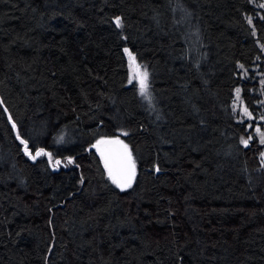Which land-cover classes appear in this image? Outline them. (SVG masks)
Here are the masks:
<instances>
[{
    "label": "trees",
    "instance_id": "1",
    "mask_svg": "<svg viewBox=\"0 0 264 264\" xmlns=\"http://www.w3.org/2000/svg\"><path fill=\"white\" fill-rule=\"evenodd\" d=\"M263 126L264 0H0V264H264Z\"/></svg>",
    "mask_w": 264,
    "mask_h": 264
},
{
    "label": "snow or ice",
    "instance_id": "2",
    "mask_svg": "<svg viewBox=\"0 0 264 264\" xmlns=\"http://www.w3.org/2000/svg\"><path fill=\"white\" fill-rule=\"evenodd\" d=\"M249 22L251 23L250 19ZM116 23L117 25L120 24L119 19H117ZM125 51L127 52L128 50L125 49ZM129 56L132 61L130 67L133 69V75L130 80H138L140 94L147 98V72L140 71L139 65L135 64V58L132 57L130 53ZM256 131L261 136V142H264V132H261L260 129H256ZM124 135H127V133H124ZM241 142L245 145H247L248 143L247 140H242ZM21 143L25 145V151L27 152V141L22 140ZM101 145L117 146L113 149H108L107 151H105L103 148L100 149L101 154L104 156L105 167L108 169V174L109 177L112 179V182L115 183L118 187H121V189L125 187H131V183L134 180L136 174V162L133 158L132 152L128 148V145L125 144L119 138H115L109 140H98L94 147L100 148ZM42 154L50 156L49 153H44L43 149H40L35 153V156H33L32 158L35 159L37 156H40ZM57 163H59V161H57Z\"/></svg>",
    "mask_w": 264,
    "mask_h": 264
},
{
    "label": "water",
    "instance_id": "3",
    "mask_svg": "<svg viewBox=\"0 0 264 264\" xmlns=\"http://www.w3.org/2000/svg\"><path fill=\"white\" fill-rule=\"evenodd\" d=\"M125 49H127L128 51L126 52ZM124 51H125V55L127 57V59L129 60L130 64L132 63L131 59H130V56H129V53L131 54L132 57L135 58V64L137 65V59L135 57V55L133 54V52L131 51V49L129 47H125ZM105 140H109V139H105ZM97 143V142H96ZM95 143V145H96ZM117 146H114V145H101L100 148H97L95 147L98 151H100L101 148H103L105 151H107L108 149H113Z\"/></svg>",
    "mask_w": 264,
    "mask_h": 264
},
{
    "label": "rangeland",
    "instance_id": "4",
    "mask_svg": "<svg viewBox=\"0 0 264 264\" xmlns=\"http://www.w3.org/2000/svg\"><path fill=\"white\" fill-rule=\"evenodd\" d=\"M236 93H240V88L239 87H237V89H236ZM237 99H239V97L237 96ZM236 105L241 109V111L245 114V115H247V116H250V114H249V112L246 110L245 111V106H244V104H243V102L242 101H240V99L236 102ZM261 132H264V126H263V128L260 130ZM260 135V134H259ZM260 139H261V136H260ZM261 143H263L264 144V142H261ZM100 152V154H101V151H99ZM101 156H102V158H103V160H104V156L101 154ZM263 159H264V152H263ZM104 162H105V160H104Z\"/></svg>",
    "mask_w": 264,
    "mask_h": 264
}]
</instances>
